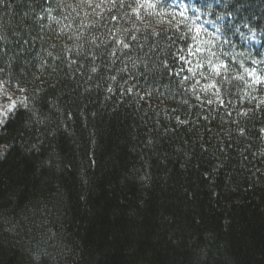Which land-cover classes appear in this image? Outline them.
<instances>
[{"label": "trees", "instance_id": "1", "mask_svg": "<svg viewBox=\"0 0 264 264\" xmlns=\"http://www.w3.org/2000/svg\"><path fill=\"white\" fill-rule=\"evenodd\" d=\"M261 61L264 0L0 3L36 113L0 139V264H264Z\"/></svg>", "mask_w": 264, "mask_h": 264}, {"label": "snow or ice", "instance_id": "2", "mask_svg": "<svg viewBox=\"0 0 264 264\" xmlns=\"http://www.w3.org/2000/svg\"><path fill=\"white\" fill-rule=\"evenodd\" d=\"M4 0H0V3H3ZM109 3H112L115 5V0H109ZM99 7V5H97ZM221 17H217V19H220ZM115 19V17H113ZM217 31H220L218 28ZM124 47L127 48L128 45L124 44ZM115 53H113L114 55ZM75 62V61H73ZM255 62V61H253ZM261 63H264V61H261ZM167 67V65H165ZM92 72H96V67H93ZM2 71V69H0ZM249 75L252 78L254 83H264V81L261 80V77L256 75L255 70L248 69ZM187 77H185L186 79ZM114 80L115 77H112ZM3 82H0V139L4 137V134L6 133L7 129L11 126L12 122L16 120V117L20 114V109L23 108L27 111L32 112L33 115H36V113L29 108V101L30 98L28 97H17L16 99H13L11 96L6 95L3 91ZM20 91H24V89H20ZM109 92L112 91L111 88L108 89ZM131 92V89L128 90ZM6 101V102H5ZM14 144L12 143H2L0 144V159H4L7 157V155L11 152L13 149ZM36 146L33 145V148Z\"/></svg>", "mask_w": 264, "mask_h": 264}, {"label": "rangeland", "instance_id": "3", "mask_svg": "<svg viewBox=\"0 0 264 264\" xmlns=\"http://www.w3.org/2000/svg\"><path fill=\"white\" fill-rule=\"evenodd\" d=\"M2 91H3L6 95L11 96L13 99H15V97H13V94L10 93L8 90H6L4 87L2 88ZM5 102H6V101H5Z\"/></svg>", "mask_w": 264, "mask_h": 264}]
</instances>
